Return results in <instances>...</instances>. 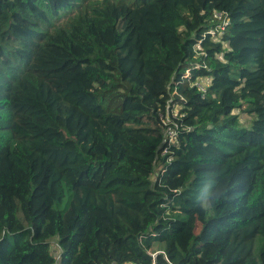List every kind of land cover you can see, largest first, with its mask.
I'll list each match as a JSON object with an SVG mask.
<instances>
[{
	"label": "trees",
	"instance_id": "16d2710c",
	"mask_svg": "<svg viewBox=\"0 0 264 264\" xmlns=\"http://www.w3.org/2000/svg\"><path fill=\"white\" fill-rule=\"evenodd\" d=\"M114 263L264 264V0H0V264Z\"/></svg>",
	"mask_w": 264,
	"mask_h": 264
},
{
	"label": "built area",
	"instance_id": "2783aa9c",
	"mask_svg": "<svg viewBox=\"0 0 264 264\" xmlns=\"http://www.w3.org/2000/svg\"><path fill=\"white\" fill-rule=\"evenodd\" d=\"M199 89L201 91H205V88H206V85L204 84H199ZM169 111L167 112V115H168ZM167 117V116H166ZM166 120V119H165ZM166 124V121L164 122ZM167 125V124H166ZM178 126L175 125L174 128H172V126H169L167 129V133H166V129H165V135H164V145H166V148L164 149V153L163 155L167 154L168 153V150L169 148L176 143V140H177V131H176V128ZM58 254V253H57ZM114 264H117V263H114Z\"/></svg>",
	"mask_w": 264,
	"mask_h": 264
},
{
	"label": "rangeland",
	"instance_id": "374dc122",
	"mask_svg": "<svg viewBox=\"0 0 264 264\" xmlns=\"http://www.w3.org/2000/svg\"><path fill=\"white\" fill-rule=\"evenodd\" d=\"M180 110H181L180 109V106H178V105H171L170 104V106L168 107L169 113H168V115L166 117V120H165L166 121V124H169V125L173 124V118H176V117L179 116ZM241 120H242V122L246 123L249 120V118L246 117V116H242L241 117ZM166 133H167V129H166ZM199 230H200V227L198 228V231ZM53 248L55 250H57V252H59V248L57 246L53 245ZM153 256H154V258L156 257V255H154V254H153Z\"/></svg>",
	"mask_w": 264,
	"mask_h": 264
},
{
	"label": "water",
	"instance_id": "95a60500",
	"mask_svg": "<svg viewBox=\"0 0 264 264\" xmlns=\"http://www.w3.org/2000/svg\"><path fill=\"white\" fill-rule=\"evenodd\" d=\"M55 256H57V253L54 254ZM159 255V253L156 254V256Z\"/></svg>",
	"mask_w": 264,
	"mask_h": 264
}]
</instances>
